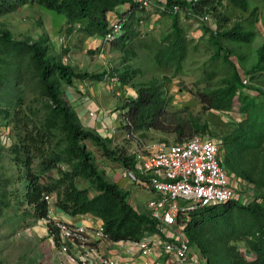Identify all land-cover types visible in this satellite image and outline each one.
Here are the masks:
<instances>
[{
  "label": "trees",
  "instance_id": "trees-1",
  "mask_svg": "<svg viewBox=\"0 0 264 264\" xmlns=\"http://www.w3.org/2000/svg\"><path fill=\"white\" fill-rule=\"evenodd\" d=\"M165 2L161 14L170 18V28L161 37L148 34L142 38L139 28V7L133 0H0V15L28 2H37L64 15L68 33L80 32L83 37L104 35L108 30L111 11L128 3L118 12L122 18V31L113 43L125 54L137 45H144L152 52L155 63L173 75L181 71L188 55L190 40L180 22L179 11L172 5L186 7L185 0H159ZM234 8L245 14L243 19L231 21L230 13L217 8L221 0H198L193 10L198 13L213 11L217 28L214 30L201 22L207 41L213 46L211 58L221 59L229 71L214 86L197 90V100L202 110L228 112L233 99L239 102L241 117L229 120L219 138L220 162L235 177L247 181L253 197L247 202L232 199L223 203L201 206L191 212L184 228L190 246L198 249L204 264H264V88H256L257 95L244 90L245 86L235 62L232 48L224 41L250 42L256 35L258 8L250 7L248 0H229ZM218 11H217V10ZM127 15V16H125ZM257 59L246 69L251 76L264 71V40L256 47ZM136 69L125 64L110 74L117 75L121 84H130L135 96H129L120 107L121 128L147 136L149 130L173 133L180 141L194 133L211 132L209 122L202 112H193L190 102L169 107V96L162 81L149 80L134 83L132 72ZM107 71H77L48 52L43 37L38 39L15 38L9 30H0V76L6 88L15 87V97L0 106L5 117H12L18 138L11 144V151L24 168L25 184L23 201L30 205L38 220L47 215L49 202L46 193L54 196L51 203L66 213H92L103 224L110 240L138 239L157 228L156 219L148 209L136 208L128 200V191L117 182L107 180L95 163V155L87 140L103 156L116 161L120 167L133 166L131 154L121 145L110 143L98 132L84 127L63 96L61 83L71 84L73 78L101 79ZM215 70L207 71L211 78ZM0 81V83H2ZM23 85L37 95L40 107L24 106ZM31 108V109H30ZM29 110V111H28ZM201 111V110H200ZM212 133V132H211ZM162 141L167 138L159 137ZM55 170V173H51ZM87 182L78 186L77 180ZM253 254L246 257L239 244Z\"/></svg>",
  "mask_w": 264,
  "mask_h": 264
},
{
  "label": "rangeland",
  "instance_id": "rangeland-1",
  "mask_svg": "<svg viewBox=\"0 0 264 264\" xmlns=\"http://www.w3.org/2000/svg\"><path fill=\"white\" fill-rule=\"evenodd\" d=\"M152 2L153 4L145 10L137 11L141 17L138 28L142 32H147L141 34L142 38L147 37L150 33L159 38L165 30L170 28V18L161 14L154 4V0ZM248 2L250 7L256 6L258 8V19L255 24L256 35L250 42L226 40L224 43L232 48L230 57L235 62L241 78H247V82L244 84L251 86L250 89L245 86L244 90L257 95L256 88H264V71L256 72L251 76L246 72V69L250 68L256 61V47L264 40V33L261 31V26L264 25V0H248ZM124 5L126 8L128 7V3H124ZM216 5L218 9L230 13L231 21L235 18L243 19L245 16L234 8L229 0H221V4L216 3ZM179 13L180 22L185 28L186 37L190 43L183 67L175 75H173L172 69L165 71L160 68L155 63L152 52L144 45L139 44L133 51L125 54L118 46H115L113 41H105L102 36L101 40L98 41L91 36L89 38L83 37L78 31L68 33L63 25L64 15L37 2H28L24 6L1 14L0 30H9L15 38L38 39L43 37L48 45V52L63 62L69 63L77 71H107L100 81L91 77L89 80L92 82L99 81V87L104 88L103 98L108 101V106H114L116 102L121 104L130 96L128 93L132 89L131 93L135 92L130 84H126L131 87L129 92L124 90L123 86H114L115 83L111 77L115 75L110 74L112 70H121L125 64H130L133 69H136L130 77L132 82L162 81L166 88V94L169 96V107L172 109V107L190 102L189 105L192 106L194 113L202 112L208 119L212 133L207 132L206 135L218 138L217 134L229 126V120H238L241 117V114L238 113L239 102L237 97H234L233 107L228 112L213 109L202 110L196 92L202 90L206 85L214 86L218 83L219 78L228 73L229 66L220 58L216 60L211 58L213 46L207 41V33L203 32L202 23L193 15H185L183 11H179ZM112 16L115 17L111 14L109 19ZM212 70H215L216 73L211 78L206 79V72ZM78 79L73 78L72 81L78 83ZM118 80L117 78L116 82ZM3 81L4 79L0 83L1 107L10 103L16 92L14 86L6 88ZM106 84L110 85V89L111 86L112 88L114 86L116 93L109 90ZM67 85L65 82L61 83L63 89ZM112 93L117 97H114ZM22 95L24 106L40 107L37 95L28 85H23ZM121 131L124 137L121 138L118 145L123 146L125 152L130 154V150L136 145L135 138L125 136V131L123 129ZM134 134L146 142L160 140L159 137L167 138L169 142L175 141L173 133H163L156 130H149L147 136H142L136 131ZM17 138L18 132L12 117H5L4 113L0 111V264H58L61 253L58 252L51 235L45 228L40 231V236H36L33 232L37 219L34 217L30 205L23 201L24 168L14 158L10 148ZM87 143L94 151L95 163L103 176L126 189L129 200L136 208H144L146 199L152 196L149 188L122 177V167L119 166L118 162L103 156L88 140ZM50 172L55 173V170ZM77 183L78 186L87 185V182L82 179H78ZM239 186H243V184L239 182ZM245 188V193L252 192L250 185H246ZM251 196L253 194L250 193L248 200L252 198ZM50 207H52L51 211L54 212L53 203H50ZM24 230L29 232L25 233ZM239 247L246 257L253 256L243 243H240ZM191 248L198 254L199 251L196 247L191 246ZM65 262L66 264H78L68 258H65Z\"/></svg>",
  "mask_w": 264,
  "mask_h": 264
},
{
  "label": "built area",
  "instance_id": "built-area-1",
  "mask_svg": "<svg viewBox=\"0 0 264 264\" xmlns=\"http://www.w3.org/2000/svg\"><path fill=\"white\" fill-rule=\"evenodd\" d=\"M133 1L144 9L153 4L152 0ZM185 1L186 7L174 3L172 9L193 15L214 30L217 28L212 10L198 13L193 10L198 0ZM154 2L159 12L165 10L164 1ZM121 31L122 18L116 15L102 37L112 41ZM261 31L264 33V25ZM117 78L116 75L111 77L114 82ZM242 81L246 83L247 78L243 77ZM125 109L121 107V113ZM134 133L133 130L125 133L135 138L136 145L130 150L133 166L123 167L121 176L152 190L153 195L146 199L145 208L156 219V230L138 239L110 240L102 221L96 222L93 214L95 218H89L87 223L52 216L50 203L54 196L46 193L43 198L49 202V207L41 221L61 253L58 264H66L65 258L78 264H166L165 259L158 257L160 253L167 254L173 264H204V257L192 250L184 230L191 212L204 205L232 199L247 202L250 198L252 192L245 193V186L250 184L229 173L220 162L219 138L194 133L180 141L146 142ZM239 182L243 186H239ZM23 232L28 233V230ZM108 244L120 248L119 257L114 258L107 252L104 247Z\"/></svg>",
  "mask_w": 264,
  "mask_h": 264
},
{
  "label": "crops",
  "instance_id": "crops-1",
  "mask_svg": "<svg viewBox=\"0 0 264 264\" xmlns=\"http://www.w3.org/2000/svg\"><path fill=\"white\" fill-rule=\"evenodd\" d=\"M126 9V6L124 4H121L117 6V9L115 11H111L110 15L113 14L116 16L118 12H122ZM113 16L110 18L112 19ZM100 34H95L92 35L94 39H97L98 41L101 40ZM89 38V37H88ZM115 75V74H114ZM99 81L101 79H98ZM78 83L75 81H72L71 84H68L64 89L62 88L63 91V96L68 102V104L71 106V108L74 110L76 113L79 121L81 124L89 129H92L96 132H98L101 136H103L109 143L110 145H118L120 143V140L122 137H124V134L122 133V128L120 125V114H121V107L118 102L114 106H108L105 98H103V89L99 87V81H91L89 78H79ZM63 83V82H62ZM114 86L118 85L123 86V89L129 92V88L126 84H121L118 80V82H114ZM121 84V85H120ZM110 85L106 84V87L114 92V86L111 89L109 88ZM131 86V85H130ZM133 90V89H132ZM131 90V91H132ZM131 91L128 93L131 95L134 94L135 92L133 91V94ZM119 91L117 90V93ZM116 93V92H114ZM114 97H117V95ZM118 100V99H117ZM92 111L93 113H90ZM151 191L152 195L153 192ZM134 205V204H133ZM143 209V207H141ZM145 208V206H144ZM51 215L57 218L64 219L66 221L70 222H84L87 223L89 222V218H95V216H92V213L86 212V213H79L76 215H71L69 213H66L65 211L60 210L59 208H55V211H51ZM96 216V222L100 221L99 217ZM40 220V219H38ZM34 225L33 232L35 233L36 236H40L41 233L40 231L45 228L42 221H38ZM46 230V228H45ZM29 232V231H28ZM118 247V246H117ZM113 247L112 244L106 245L104 247L107 249V252L114 258L119 257L120 254L118 251L120 248ZM199 255V253H198ZM158 257L163 258L166 260V264H173L171 262V258L167 256L165 253H160Z\"/></svg>",
  "mask_w": 264,
  "mask_h": 264
}]
</instances>
